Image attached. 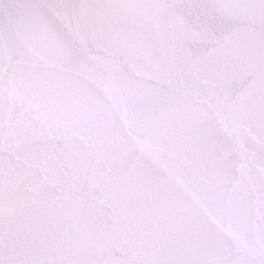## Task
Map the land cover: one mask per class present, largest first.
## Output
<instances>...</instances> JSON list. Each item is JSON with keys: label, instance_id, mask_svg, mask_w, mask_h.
Listing matches in <instances>:
<instances>
[{"label": "snow or ice", "instance_id": "1", "mask_svg": "<svg viewBox=\"0 0 264 264\" xmlns=\"http://www.w3.org/2000/svg\"><path fill=\"white\" fill-rule=\"evenodd\" d=\"M0 264H264V0H0Z\"/></svg>", "mask_w": 264, "mask_h": 264}]
</instances>
